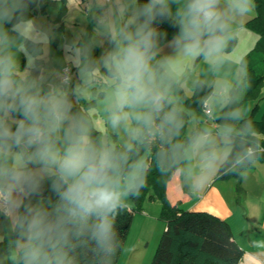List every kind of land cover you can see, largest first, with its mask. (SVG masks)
Listing matches in <instances>:
<instances>
[{"label":"clouds","instance_id":"9594fccd","mask_svg":"<svg viewBox=\"0 0 264 264\" xmlns=\"http://www.w3.org/2000/svg\"><path fill=\"white\" fill-rule=\"evenodd\" d=\"M49 3L0 0V264H117L129 251L118 218L148 186L153 161L194 194L257 166L258 130L230 107L245 82L225 70L256 3L94 0L92 34L62 37L55 59L54 29L39 15ZM185 60L207 66L191 80L211 89L207 119L182 106ZM90 93L119 143L95 135L78 108Z\"/></svg>","mask_w":264,"mask_h":264},{"label":"trees","instance_id":"16d2710c","mask_svg":"<svg viewBox=\"0 0 264 264\" xmlns=\"http://www.w3.org/2000/svg\"><path fill=\"white\" fill-rule=\"evenodd\" d=\"M255 3V15L245 25L256 33L257 39L254 47L240 60L245 87L237 93L236 100L230 107H240L244 100L254 97L264 83V0H255ZM41 13L46 14L45 7L41 9ZM168 31L170 37L174 30L169 28ZM235 44L236 39L230 43L228 51ZM210 90L208 87L193 88L191 95L187 96L182 89L179 96L184 109H201ZM247 118L258 130L256 142L264 147V115L260 120H255L252 115ZM97 133L98 130H95L94 134ZM259 161H264V152L260 154ZM171 175H161L153 161L148 175V186L141 191L138 198L130 202L127 210L118 218L117 227L122 240L125 241L127 237L134 215L143 212L144 201H157L160 205L158 219L164 222L165 228L150 264H239L243 250L234 241L226 220L205 211H190L179 204H170L165 189ZM231 179L240 181L241 176L231 173L216 178Z\"/></svg>","mask_w":264,"mask_h":264},{"label":"rangeland","instance_id":"374dc122","mask_svg":"<svg viewBox=\"0 0 264 264\" xmlns=\"http://www.w3.org/2000/svg\"><path fill=\"white\" fill-rule=\"evenodd\" d=\"M46 8L48 10V17H42L43 19L41 22L52 27L55 32L56 39L53 40L50 46L51 57L53 59L63 58L64 56V52L60 47L62 37L71 39L75 35L80 37L81 41H83L92 34L94 24V0H50V3L46 4ZM236 39L237 41L233 49L226 53L225 59L229 63L225 65V70L229 74L230 79L235 80L239 78L242 80L243 70L240 67V60L254 47L257 35L245 25L241 27L236 34ZM100 54L101 49L97 48L94 51V55L99 57ZM21 61L22 63L24 62L23 56H21ZM206 67L207 66L202 64L199 60L197 62L188 60L183 61L180 71L187 81L182 88L185 95L190 96L192 93L193 87L191 80L193 78H205ZM72 71L75 72V68H73ZM93 91L98 94L100 87H97ZM77 106L94 121L95 130H98L97 135L109 136L116 143L120 142V138L113 134L111 129L106 127L104 117L96 107V98L93 94L90 93L88 96L81 99ZM182 106L185 108L183 103ZM240 107L244 109L246 117L252 115L255 120H260L262 115H264V83H262L256 95L250 99L244 100ZM206 108H208V104L205 99L201 109L186 110L192 117L204 120L212 115L211 109L208 108L210 113H207ZM209 123H211L210 120ZM193 126L192 123L186 124L185 130L187 131ZM247 183H251L250 178ZM217 184L219 187H215V185L214 189L217 188L216 190L219 195L228 201L233 211H235L236 221L233 222L234 231L243 239L245 244H248L247 234L249 229H247L246 224H244L245 222L242 220L245 205L240 203L243 194L241 179L240 181L232 179L218 180ZM249 189H251L250 185ZM246 206L248 207L250 205L247 204ZM143 208H145L144 214L137 213L133 218L125 239L129 251L123 256L118 257V264H150L152 260L165 225L163 221L156 219V205L144 201ZM142 216L150 218L144 219Z\"/></svg>","mask_w":264,"mask_h":264},{"label":"crops","instance_id":"0c3cea01","mask_svg":"<svg viewBox=\"0 0 264 264\" xmlns=\"http://www.w3.org/2000/svg\"><path fill=\"white\" fill-rule=\"evenodd\" d=\"M45 10L46 14H39L41 21L42 17L48 15L46 5ZM199 78L204 79V77ZM249 178L251 179V183H247ZM217 182L218 180L215 179L203 191L194 194L188 186L182 183L181 177L173 173L166 184L165 192L171 205L179 204L183 209L190 211H205L226 220L230 226L234 241L243 250V256L239 264H257V257L264 258V252H257L256 247H253L254 244L257 246L264 244V161H259L256 167L250 169V174L247 177L241 178L243 194L240 203L245 205L242 220L245 222L244 224H246L247 229H249L247 234L248 244H245L243 239L234 231L233 222L236 221L235 211H233L229 202L219 195L216 190L217 188L214 189L215 185V187H219ZM247 184L251 186V189H249V185ZM148 203L156 205L155 214H157L156 219H158L159 202L148 201ZM247 204L250 206L247 207ZM144 212L145 208L142 213L144 214ZM142 217L144 219L150 218L146 216Z\"/></svg>","mask_w":264,"mask_h":264},{"label":"built area","instance_id":"2783aa9c","mask_svg":"<svg viewBox=\"0 0 264 264\" xmlns=\"http://www.w3.org/2000/svg\"><path fill=\"white\" fill-rule=\"evenodd\" d=\"M206 112H207V113H210V110H209L208 108H206Z\"/></svg>","mask_w":264,"mask_h":264}]
</instances>
